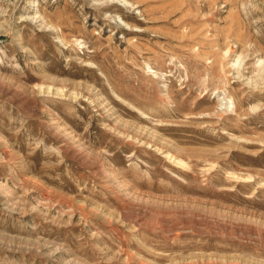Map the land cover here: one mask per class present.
Instances as JSON below:
<instances>
[{
	"label": "rangeland",
	"instance_id": "rangeland-1",
	"mask_svg": "<svg viewBox=\"0 0 264 264\" xmlns=\"http://www.w3.org/2000/svg\"><path fill=\"white\" fill-rule=\"evenodd\" d=\"M0 264H264V0H0Z\"/></svg>",
	"mask_w": 264,
	"mask_h": 264
}]
</instances>
